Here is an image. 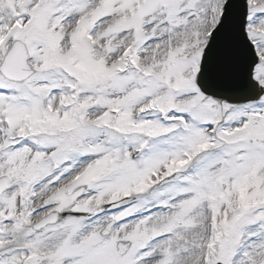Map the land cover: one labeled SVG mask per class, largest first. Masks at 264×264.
<instances>
[{
  "label": "snow or ice",
  "instance_id": "obj_1",
  "mask_svg": "<svg viewBox=\"0 0 264 264\" xmlns=\"http://www.w3.org/2000/svg\"><path fill=\"white\" fill-rule=\"evenodd\" d=\"M0 264H264V0H0Z\"/></svg>",
  "mask_w": 264,
  "mask_h": 264
}]
</instances>
